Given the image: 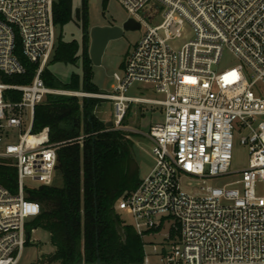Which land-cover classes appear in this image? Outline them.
Here are the masks:
<instances>
[{"label": "built area", "instance_id": "obj_1", "mask_svg": "<svg viewBox=\"0 0 264 264\" xmlns=\"http://www.w3.org/2000/svg\"><path fill=\"white\" fill-rule=\"evenodd\" d=\"M116 1L145 31L112 93L94 96L44 82L58 41L56 0H0V159L18 176L17 193L0 185V264L21 263L28 226L42 212L28 194L57 176L60 144L48 129L34 133L36 108L48 95L112 102L109 131L122 130L133 105L163 112L148 134L154 169L115 207L144 241L163 237L142 264H264V0ZM186 26L193 38L172 47ZM226 52L240 65L219 72ZM26 62L37 66L34 79L17 83ZM140 86L161 99L129 95ZM237 143L248 148V166L231 171ZM184 179L203 186L190 194ZM216 179L223 185H207Z\"/></svg>", "mask_w": 264, "mask_h": 264}, {"label": "trees", "instance_id": "obj_2", "mask_svg": "<svg viewBox=\"0 0 264 264\" xmlns=\"http://www.w3.org/2000/svg\"><path fill=\"white\" fill-rule=\"evenodd\" d=\"M73 0H57L54 5L56 27L72 20ZM84 29L87 28V4L83 8ZM84 35L83 89L80 78L73 76L69 85L60 84L45 69L43 79L51 89H64L88 94H100L93 83L92 62ZM80 45L77 41L63 42L58 36L57 47L50 64L76 66ZM24 77L15 82L30 84L37 66L26 62ZM49 67V66H48ZM48 95L37 106L34 133L49 130L52 144L58 147L57 174L62 186L41 187L30 191L28 199L41 205V215L28 226V232L42 229L50 233L55 252L43 256L42 264H142L145 243L131 227L124 226L127 240L116 232V204L125 194L141 183L137 154L131 134L122 130L109 131L99 120L94 108L100 100L93 98ZM130 111V109H129ZM126 117L122 127H126ZM94 134V135H93ZM83 138V139H80ZM0 185L17 193V170L7 160L0 159ZM29 244V241H28Z\"/></svg>", "mask_w": 264, "mask_h": 264}, {"label": "rangeland", "instance_id": "obj_3", "mask_svg": "<svg viewBox=\"0 0 264 264\" xmlns=\"http://www.w3.org/2000/svg\"><path fill=\"white\" fill-rule=\"evenodd\" d=\"M57 1V0H56ZM87 4V28L84 29L83 22V8L84 0H73L72 8L73 15L72 20L63 27H57L58 36L61 35L63 42L77 41L80 45L79 60L76 66L66 65L63 63L49 64V71L54 75L56 80L62 85H69L72 82L73 76L80 78V89H83L84 71H83V51H84V35L87 30L91 31L97 27H105L118 25L122 26L130 16L124 10V8L116 0H86ZM145 28L140 31H127L120 39L109 42L105 53L102 58L101 66L92 65L93 83L99 89L100 94H91L94 96H100L103 93H112L113 86L116 84L114 75H122L123 63L126 57L132 52L135 45L143 37ZM193 36L191 27L186 26L183 38L171 43L174 48H180L184 44L188 43ZM240 65V61L234 57L231 53H224L221 63L217 70L219 72L227 69H232ZM142 86L135 87L131 90L129 95L133 97H145L147 99H161L160 95H157L153 90L148 88L143 94L139 93ZM58 90V89H56ZM63 92H74L69 90H62ZM79 94H88L84 92H77ZM65 96V95H64ZM70 97V96H69ZM81 103H83L82 97L79 96ZM88 99V98H87ZM94 100H100L97 106L94 108L95 116L103 122H112L115 118V108L110 101L101 100L98 97H94ZM164 120L163 112L160 108H153L147 105H133L126 117L125 132L130 133L134 144L133 151L137 154L139 175L140 179H145L154 169L156 164L155 156L152 153L153 143L148 138V134L152 125L161 123ZM16 142L18 141V132L14 135ZM249 151L248 148L236 144L233 152V161L231 171H240L248 166ZM222 180H210L208 186L220 187L223 185ZM53 186L61 187L62 179L57 174L55 183ZM203 182L200 180L184 179L182 182L183 189L190 193L195 194L201 187ZM126 194V193H125ZM124 194V195H125ZM123 195V196H124ZM122 196V197H123ZM121 197V198H122ZM120 198V199H121ZM116 214L119 216L121 222H126L127 226L131 225V219L124 212H120L116 209ZM32 223V222H31ZM162 235L149 236L143 240L148 245L145 247V254L151 255L153 247L162 242ZM55 252V248L51 243L50 233L42 229H34L31 231V240L26 246L23 258L20 264H42L41 259L43 256L50 255Z\"/></svg>", "mask_w": 264, "mask_h": 264}, {"label": "water", "instance_id": "obj_4", "mask_svg": "<svg viewBox=\"0 0 264 264\" xmlns=\"http://www.w3.org/2000/svg\"><path fill=\"white\" fill-rule=\"evenodd\" d=\"M140 30L141 24L134 19L127 20L122 26L112 25L97 27L91 31L87 30L85 37L88 40L87 48L89 49V56L92 64L94 66H101L102 58L109 42L122 38L124 33L127 31L135 32ZM113 125V122H108L106 127L112 128ZM114 221L118 236L125 242L127 240V236L123 224H121L116 218ZM96 264H101L100 260H98Z\"/></svg>", "mask_w": 264, "mask_h": 264}, {"label": "crops", "instance_id": "obj_5", "mask_svg": "<svg viewBox=\"0 0 264 264\" xmlns=\"http://www.w3.org/2000/svg\"><path fill=\"white\" fill-rule=\"evenodd\" d=\"M103 94H106V93H103ZM125 129L124 128H122V131H124Z\"/></svg>", "mask_w": 264, "mask_h": 264}]
</instances>
